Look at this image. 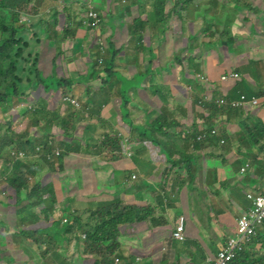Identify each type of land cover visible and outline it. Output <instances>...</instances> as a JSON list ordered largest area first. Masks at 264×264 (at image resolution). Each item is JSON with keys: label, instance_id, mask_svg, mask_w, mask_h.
Listing matches in <instances>:
<instances>
[{"label": "crops", "instance_id": "0c3cea01", "mask_svg": "<svg viewBox=\"0 0 264 264\" xmlns=\"http://www.w3.org/2000/svg\"><path fill=\"white\" fill-rule=\"evenodd\" d=\"M105 1L108 4H112L113 2L118 8H129L128 10L130 11L137 10L138 18L141 17L143 21L149 22L150 14H148L147 12H150L151 10V0ZM166 2H168L164 14L166 20L168 19L169 12H174L173 15L181 19L179 17L180 11L176 10L175 8L176 1L164 0V3ZM181 2L183 4H188L187 16L185 13L183 14L186 19L180 20L183 23V28L189 29L190 27H194L197 25V22H199L198 25L203 26V22L210 19L208 18V15H210L214 18V22L212 23V25L214 24V40H210L207 36H205L203 39H205L207 42H213L218 46V50H215L214 52H207L209 53V57L211 56V54H213V63L209 67L208 71L210 72L211 70H213L215 74L213 79L214 91L204 92L197 88L192 82L190 87L185 90L184 98L189 99L190 96H198L201 99H208L211 98L213 94L217 93L218 97H224L227 99L238 98L241 94H245L247 96H257L262 99V104L257 109L248 108L245 110H238L240 114L236 117H231L230 121L225 126V132L230 142V144H227V146L231 147V153L228 157V160L230 162L229 167L232 168L233 171H235L236 173V177L233 178L234 181L236 179H241L243 181L242 177L240 178L239 171L236 172V168L241 169L243 164H248L252 166L248 173L249 181L248 183L246 182V186L244 188L246 194V191L254 183L262 182L264 178L263 169L257 166L259 163L264 166V153L261 154L252 143L246 144L249 145L248 147L241 146L240 143L241 137L245 134L244 121L247 116L257 117L260 120L264 121V0H182ZM70 3V0H66V10L71 7L70 5L74 6L73 3ZM193 6L198 15V18L194 17L195 13L194 11H192ZM170 7L172 9H169ZM204 12L206 13L204 17L200 16V14ZM117 14L121 15L122 13H119L118 11ZM193 17V21L189 20ZM112 18L113 14H109L106 19L107 25L110 26L109 33L100 35L106 42L105 50L106 54H108L106 59L112 60L113 71L115 72V75L113 77H116L115 81L119 82L118 85L115 81L111 84V79L113 77L111 79L103 77L99 82V80H97L95 77L89 78L87 77V74L84 75L83 71H80V65L82 63H85L87 61H96L94 59V56L92 55L97 51L95 40L89 38L87 34L82 33L80 30H76L77 34L81 35L83 38L80 45L76 46L75 44L70 42L69 39L65 40L60 35L59 38H54V49L50 51L52 54H54V61L56 66L58 67V71L62 72L65 76L70 77L72 81V94H70L69 96L79 100L82 103V106L86 105L87 103L93 104V106H91L92 108L89 114V118L87 117L88 119L85 123V126L82 127L83 132L81 135H84L85 127L89 124H92L94 132H90L89 137L94 138L95 142L98 144H100V142L104 140V136H101V134L106 131H114L115 133H117V131L122 130L124 133L129 132V136H133L134 138L140 132H146L147 130H149L150 126L154 125L150 124L163 111V105L167 104V102L162 101L161 96L159 99V97L153 93L155 86H146V91L142 94L138 92L139 88H143V83H147L151 79L155 81L161 80L162 77L159 76V72L150 71L151 76H149L148 68L147 72L142 74H136L133 78H128L123 75L121 71H119V67L128 61L126 59V53L127 47L129 46V41L126 40L121 42L120 37H118L116 40H112L110 38L113 29L116 28L115 25L111 22ZM219 21H221V23L217 24ZM215 23L218 25L219 29H216ZM142 25L143 23L139 27H142ZM149 29L152 38L155 40L150 50L151 56L156 55L158 52L168 54V58L172 61V69L175 67L179 68V66L189 68L190 61H192L194 58V60L200 58L202 49L200 53H196L194 55L185 53L183 49H180L178 47H175L173 49L171 46H169V32H167V36L159 39L155 34L158 32L152 30L151 26H149ZM55 30L58 32L60 31L59 27H57ZM160 32H165L164 27L163 30ZM228 32L230 34L229 36ZM23 33L25 34V38L21 36L20 42L22 43V48L26 49V54L28 57V60L24 63L37 64L38 60L40 59V51H42L45 46L51 47L46 41L48 36L43 31L41 32L38 30L35 31L34 35L32 34L30 27L27 31ZM186 33L187 32H185V34ZM187 34V39L191 40L190 34ZM224 37L225 40L223 39ZM158 40H160L159 44L156 43ZM225 41L226 44L223 45V42ZM140 46L141 44L136 47ZM58 50L60 51L59 55ZM221 50H225V52L227 53L226 55H223L222 60L217 57L218 52ZM86 51L89 53V57L84 56V53ZM120 51L122 52L116 55V53ZM195 51L197 52V50ZM180 53H182L181 59L178 60V58L180 57ZM41 60L44 61L43 66L48 67L50 59L47 57L46 54ZM167 63V60H165L163 67H161L163 71L167 70ZM223 72H235L240 75V78L234 81L222 82L220 80V76ZM118 74L120 75V77H118ZM185 76H187V73L185 74ZM28 77H25L23 86L25 84L26 78ZM136 77H143L140 85L135 86L132 84L131 86H129V82ZM42 81L43 83L39 84V88H42L43 85L50 84V82H53L52 86H54V84L58 81V78L53 80L51 79V77H44L42 78ZM158 85L166 86L162 84H156V86ZM111 86L112 90L110 91ZM106 88H108V95L101 96V92ZM166 88L168 87L166 86ZM92 89L95 91H99L95 93V91H93ZM130 92H134L133 97L129 95ZM167 92H169L172 97L169 107L174 112V118L177 122L175 124L180 126V128H184L183 119L189 121V117H191V119L194 120L192 122L193 124L189 122L190 124H187V127H194L195 124L198 122V114L201 111L199 110L200 106L195 105V114L194 116H191V114H189L188 107L186 105L183 106L182 102L179 100L178 95L175 92L174 84L173 82H171V80L169 83V91ZM22 99L24 100V97ZM159 100H161L162 105L158 104ZM16 101L17 99L14 98L12 100V103ZM132 102L134 103L131 104ZM124 108L127 110V114L123 116L121 115V110ZM163 112L169 116L170 120V114L165 111ZM19 116L20 117L14 122L15 124L18 123L17 129L13 132L15 135L19 133L22 123H31L28 116L24 114H19ZM138 116L143 117V120H141L138 124H135V121L137 120ZM103 120L104 123L102 122ZM169 120V123H173ZM0 121H8V117L4 115V110L2 109H0ZM197 126H199V124ZM180 128L178 130H180ZM144 142L152 143L150 140H145ZM144 142L134 144L130 148L122 147V150L120 152L125 155V159L117 158L115 156V158L117 159H114L111 163L103 161L94 155L80 156L77 153H70L71 155L67 157L64 166L70 169V164L68 163H70V161L72 160L75 164L73 168H71L69 177L61 179L59 181L66 182L71 176L75 175V179L71 184L73 194L71 197H69L71 203L75 205V209L77 210L79 205H81L82 200L92 199L94 201H98L103 199V197L99 196V192L103 193V196L107 197L105 198L108 199L106 201H109L111 199L110 196L112 194H117L116 199H120L121 187L125 180L132 183V187L136 191L143 190L145 188L144 184L147 187L149 181H151L152 184H155L156 182L158 183L159 177L162 176V170L160 169L159 164L161 163V165H164L166 155H162L160 149L155 146V144L152 143L146 146ZM141 144L145 145L146 150ZM8 149H5L3 156L0 157V169L2 170L5 169L4 161L8 160L9 158ZM125 150H130L132 154L137 157V163H143L144 173L142 172L140 177L136 178V180L138 181H130L126 175L127 169L130 167L131 163L126 157V154L124 152ZM1 154L2 147L0 146V156ZM151 154H154L157 157H164V160H161L160 163H158V161L152 158ZM90 158H93V160H91ZM206 163L208 166H206ZM26 165H28V162L26 163ZM28 167L31 172V174H29L30 178L32 174L39 172L42 169H46L47 173L57 172L59 176H66V174H64V169L61 170L62 175H60L59 171L54 170L53 165L49 167L48 165L41 164L37 168L28 165ZM212 168H217L218 171L222 170L223 172L225 170V168H223L220 162L214 161L211 163L204 157L202 159L201 164L197 162V164L195 165L194 173L197 174L196 176L198 177L201 171L204 170L207 172V170H212ZM30 180L28 179L29 184L33 185V183H36L41 180V177L35 182H31ZM205 186L206 184H204V187ZM9 187L10 186L7 183L0 184V188L5 191V193L8 195V198L11 195ZM208 191L209 189L205 187L203 203L198 206L197 214H195L194 207L189 200L187 201L186 205L183 206L181 205L180 201L174 202L176 206H180L181 208L179 215L185 217V231L187 232L188 230L187 222L189 220L192 221L194 224H198L199 229L201 231V241L199 239L195 240L189 237L186 238L185 243L176 241L178 247H181V250L175 252L170 247H168V245L167 247H165L166 244L163 243L164 240H162L161 237L158 236L156 233L153 234V232H147L137 236L121 237L120 242L121 244L123 243L121 249H123V252L125 253L123 254L124 258L122 260V263L180 264V257L178 255L179 253H182L185 259H189L191 256H195V258H193V264H198L196 263V261H204L208 255L216 254L217 250L220 249L223 242H225L226 238L234 234L237 221L240 215L248 207L241 209L240 213L236 215L238 218L237 221L230 228L231 231L228 232L225 235V238L223 239V230L219 227L216 222L214 223L213 221H211L210 217H206L205 215L206 211L204 210V205H206L205 202L207 201L206 195ZM224 192L225 190H222L221 193ZM211 193L217 194L218 190L213 191ZM26 202V200H22L19 203V208L24 209ZM152 202L153 201H149L148 204ZM98 203H101V201L93 202L90 204L94 205ZM235 204H238V202L235 201ZM10 209H13L11 211H14V215L17 220L16 224L8 220L7 229L0 233V264H33V259L26 262L22 260V258L18 255V252H21V254L24 253L14 248L15 241L11 239V233L21 232L24 234V231L19 230V227L23 229L28 222H25L24 224L20 225L19 219L16 215V210L18 208H16V206L13 204ZM61 211L62 210H60V208H57L58 215H60ZM70 211H73V208L70 206H68V208H65L64 210V212L66 213H70ZM8 212L9 211H7L6 214H8ZM64 216L67 215H63V217ZM209 222L210 224L206 225ZM5 226L6 225L0 221V229L4 228ZM209 229L212 230V234H208L207 230ZM157 230H161V228H158ZM7 240L13 243L11 245L15 249V253H12L10 256L2 254V250H4L3 245ZM79 242L80 241L75 240V252L78 251ZM24 243L28 245L27 240ZM80 243L83 245V242ZM136 247L138 252L134 256L129 255V258L127 254L131 250L136 249ZM254 247L255 246L253 245L251 248H249L253 253V257L256 253L254 251ZM262 251H264V247H262ZM67 260L70 264L82 263L80 259V254H76L73 258H67ZM49 262L50 264H55V262L53 261Z\"/></svg>", "mask_w": 264, "mask_h": 264}, {"label": "rangeland", "instance_id": "374dc122", "mask_svg": "<svg viewBox=\"0 0 264 264\" xmlns=\"http://www.w3.org/2000/svg\"><path fill=\"white\" fill-rule=\"evenodd\" d=\"M71 3L74 4L70 5L71 7L66 10L65 8V2L66 0H33L34 4V9L38 12V14L31 15V17L26 16L24 13H21L19 16V19L21 21H28V24L30 22H35L40 16H43L47 12V6L50 4L49 10H51L53 7L55 10H57V15L55 18V27H59V34L65 39H69L70 42L75 44L76 46L81 44L82 41V36L78 35L76 30H80L82 33L87 34L89 38H92L95 40V44L97 46V51L92 55L94 56V59L96 61H87L85 63H82L80 65V71H83L84 75L90 74L88 77L89 78H94L96 75H101V77H96L99 82L103 77H106L102 71L105 69L106 64L105 61L107 60V55L105 46L106 42L103 40V37L101 35H104L106 33H109L110 31V26L107 25V16L109 14H113V18L111 19V22L115 25L116 28L113 29V32L110 36L112 40H116L118 37L121 38L122 41H129V46L127 47V53H126V59L128 60L125 64L121 65L119 67V71L122 72L123 75H125L128 78H133L136 74H142L147 72V69L149 68L148 75L151 76V72H159V76L162 77L161 80L155 81V80H150L147 83H143V88H139L138 92L142 94L145 92L146 86H156V84H162L166 85L169 88V83L170 80L174 84L175 92L178 95L179 100L182 102V105H186L188 107L189 114L191 116L195 114V105L192 104V96L189 97V99L184 98V92L186 89L190 87L192 82L194 85L199 88L200 90L204 92H212V88L214 86V83H206V82H201L199 80V76H206L208 79H214V71L211 70L210 72L208 71L209 67L213 63V54L209 57L208 51L214 52L215 50H218L217 44L213 42H207L205 39H203L205 36L202 35H195L193 41L188 40L187 36L189 33V29L183 28V23L180 20L186 19L184 17V13L187 16V7L188 4H183L181 1L182 0H173L176 1L175 8L176 10H179L180 15L179 19L177 16L173 15L174 12H169L168 19L166 20V23L164 26L161 25V29L159 28H154L152 30L158 32L155 33L156 36L161 39L165 36H167V32H169V46H171L173 49L175 47H178L180 49H183L185 53L189 54H196L197 48L200 50L202 49V53L200 55V58L196 59L194 61V64L191 63L190 61V67H182L179 66L175 67L172 69V61L169 59V55L165 53L158 52L156 55L151 56L150 50L152 45L154 44L155 40L152 38L149 26L152 24L147 25V21H143L141 17L138 18V13L137 10L135 11H130L128 9H125L124 7H116L115 4L112 2V4H108L105 0H70ZM70 3V4H71ZM167 3H164V10L166 11V6ZM68 7V5H67ZM83 7V9L87 12L92 11L95 15L100 17V24L95 27L93 30L91 29H86L82 27L74 28L73 24L70 23V18L75 17V13L79 11V8ZM66 10V11H62ZM169 9H172L171 7ZM122 13L121 15H118L117 13ZM192 11H194V17L198 18V15L195 11L194 6L192 7ZM155 12V11H154ZM148 14H152L151 12H147ZM165 14V12H164ZM206 13H201L200 16L204 17ZM194 17L189 20H194ZM49 18V17H48ZM208 20L204 21L203 27L207 28L208 30L205 32V34L208 33L209 39L214 40L213 37H210L212 33L214 32L213 27H210V25L214 22V18L208 15ZM145 19V17H144ZM143 23L142 27H138L137 24ZM197 22L196 24H198ZM221 21H219L217 24H220ZM215 23L216 29H219L218 25ZM165 32H160L163 30ZM196 27V26H195ZM39 28V27H38ZM32 34L35 35L36 29L32 28ZM94 33H93V32ZM3 32V31H1ZM185 32H187L185 34ZM101 34V35H100ZM229 34V32H228ZM23 36L25 38L24 33H19L17 37ZM29 36V35H28ZM98 38V39H97ZM225 40V37L223 38ZM110 41V40H109ZM203 41V42H202ZM157 44L160 43V40L156 42ZM139 44H141L140 47H136ZM226 44V41L223 42V45ZM36 47V46H34ZM205 52H204V51ZM88 51V50H87ZM84 53L85 57H89L88 52ZM31 52V51H30ZM122 51L116 53L118 55ZM32 53V52H31ZM112 54V53H111ZM227 53L225 50H221L218 52L217 57L222 60L223 55H226ZM132 55V57H131ZM180 57L178 60L181 59L182 53L179 54ZM48 58L49 55H47ZM40 58L38 60V63H32V64H25L28 60L27 54H26V49L22 48V43L19 42L16 45V64L18 67V73L17 76L20 78H17V87L18 90H21L23 87V82L25 80V77H32L36 71L37 68L40 67H45L43 66L44 61L41 60ZM165 60H167V70L163 71L161 67H163ZM113 67V64H112ZM187 73V76L185 74ZM22 78V79H21ZM116 77H113L111 80V84L115 81ZM116 84L118 85L119 82L115 81ZM93 90V89H92ZM112 90V86L110 87V91ZM95 91V90H93ZM99 90L95 91L98 92ZM181 92V93H180ZM155 95H157L160 99V95L157 92H153ZM108 95V88L104 89L101 92V96H107ZM129 95L133 97L134 92H130ZM141 99V96H140ZM163 102H167V98H162ZM158 102V101H157ZM160 102V103H159ZM158 104H161V100H159ZM132 102L131 104H133ZM180 103V102H179ZM0 109L4 110V115L8 117V120L10 118V123L12 121H15L16 116L19 118V114H24V111L19 109L17 105L12 104L11 100H8L6 102L0 103ZM162 105V104H161ZM185 108V107H184ZM187 110V109H186ZM199 110H201L199 108ZM88 113V118H89ZM127 110L124 108L121 110V115H126ZM162 116L164 117L165 120H169V116L164 113L163 111L161 114L158 115V117L150 124L156 125L158 118ZM87 118V119H88ZM141 120H143V117L138 116L137 120L135 121V124H138ZM200 120L198 116V121ZM104 121V120H103ZM102 121V122H103ZM194 120L189 117L188 124H193ZM1 122V121H0ZM90 122V121H89ZM190 122V123H189ZM106 123V122H105ZM165 124V123H164ZM163 124V125H164ZM45 122L40 121L36 123L35 125H32L30 123L25 124L22 123L21 129L18 134H16L13 139L14 140H20V141H25L28 140L30 142L35 143V151L36 153L32 156L29 157L28 165L32 167H39V165L43 164L42 162H38L40 158H42L43 153L45 152V149L47 146L53 145L54 148L58 146V141L59 137H53L45 131H43ZM46 126V125H45ZM180 126L176 128L177 132H181V137L183 139L186 138L187 133H189V129H181L178 130ZM163 130V128H160ZM149 130L153 134H157L156 129L153 126H150ZM159 131V130H158ZM0 132H1V124H0ZM13 132V130L11 131ZM83 132L82 128L77 127L76 130L74 131L75 135H81ZM160 132V131H159ZM143 132H140L136 137L137 139ZM106 134L114 135L116 134L114 131H106L101 134V136H104ZM48 135V136H47ZM120 135V134H118ZM9 136V135H7ZM145 140L149 139H143L142 142ZM46 141V143H45ZM151 141V140H150ZM152 142V141H151ZM2 141L0 140V146H1ZM78 143L83 145L84 143L78 140ZM146 146L148 144H152L150 142H144ZM144 149L146 150V147L144 144H141ZM113 145L106 144V149H103L102 155H96L93 153L90 154H79L80 156L84 155H94L97 156V158H100L103 161L111 163L114 159L112 156H116L117 158H122L125 159V155L120 152V150H115L112 149ZM157 146L159 149L160 147ZM241 146H246L248 147L249 145L243 144L241 142ZM251 148V147H250ZM112 150V152H111ZM258 150V149H257ZM114 151V152H113ZM161 151V150H160ZM14 152V151H13ZM23 152V151H22ZM21 152V153H22ZM126 154L127 159L130 161V167L127 169V177L130 181H138L136 180L137 177H140L141 173H144L143 169V163L138 162L137 157L132 154V152L129 150L124 151ZM161 154L163 155V152L161 151ZM71 154H68L66 157H64L62 166H59L57 162L53 163L54 170L59 171L60 175H62V169H64V174L66 176H59L57 172H51L47 173L46 169H42L39 172H36L31 175V178L29 180L31 182H35L36 180H39L41 177L42 184H49L53 186V199H50L49 203L54 202L55 204V209L50 210L46 204H43L39 207L36 208H31L30 215L32 216V220L28 222L25 227L22 229L19 227V230H23V233H11V239L14 242V248L22 251L24 254H21V252H18V255L22 258V260L30 261L34 260V262H37V264H50L49 260L48 262L46 259L43 257L46 252L44 251L45 249L47 250L46 244L43 243V241H46V238H50L52 242V247L48 249V251L53 250L57 245L61 248L60 250H57V255L61 256L63 259L67 258H73L76 254H80V259L83 255L87 256L86 263L87 264H94L93 262L97 261L98 257L92 256V255H87L84 254L83 249H84V244L82 245L80 242L86 238V233H82L81 227L76 228L75 234H71L70 232L65 231L66 227L71 221V218L68 216H64V210L65 208H68V202L67 200L70 201L69 197L72 196L73 191L71 188V184L75 179V175L71 176L66 182H61L59 180L65 179L69 177L71 168L74 166V161H70V169L66 168L64 166L67 157H69ZM152 158L158 161L160 163L161 160H164V157H157L154 154H151ZM23 157V153L19 158ZM115 158V159H117ZM93 160V158H90ZM169 164L167 162V159L164 162V165L161 163L159 164L160 169L162 170V176L159 177V182L152 184L151 181L148 182L147 187L144 184L145 188L141 191H136L132 187V183L128 182L125 180L122 184L121 187V196L120 199L117 198V194H112L110 196V200L106 201L108 199H105L107 197L103 196V193L99 192V196L103 197V199L98 200L101 201V203H106L109 202V204L116 202V200H121L123 202H127L130 205H135V206H140V207H145L149 201L153 202H158L160 200L159 198H162L163 202V209H159V212L156 213V215L152 218L154 219V223L157 225L158 222L159 226H156L157 228H160L162 224H166L165 221V214L168 212V216L170 217V227L171 229H162V230H157L155 229L153 231V234L156 233L158 236L161 237L162 240H164V244H166L165 247H170L173 251H178L181 250V247H178V244L172 237V232L174 230L176 220L179 216V213L181 211L180 206H176L174 204L175 201H180L183 199V194L184 192L179 191V186L177 185L176 177L178 176V173H182L178 167L173 166L175 160H168ZM245 165V164H243ZM173 166V167H172ZM65 167V168H64ZM218 170V169H217ZM22 171L26 173L25 168H22ZM240 171V170H239ZM206 172V171H205ZM237 172V168H236ZM11 173V169H7V174ZM135 176H134V175ZM28 175V174H27ZM227 173L223 172L222 170L218 171V175L214 173L212 170H207L206 174L204 175L205 179L204 182L206 184V188L209 189L207 192V201L205 202V215L206 217H210L211 221L214 223L216 222L219 227L223 230L222 238H225V235L231 231V227L235 224L237 221V214L240 213L241 209H244L246 207H249V201L245 196V186L246 182L248 183L249 181V176L248 173H244L243 175L240 176L242 177L243 181L240 180H235L234 179H229L230 182V187H222L221 181L227 179L226 177ZM118 178V176H117ZM55 181V182H54ZM234 181V182H233ZM29 184V181H28ZM9 185V184H8ZM30 185V184H29ZM10 186V185H9ZM218 193H211L213 191H217ZM222 190H225L224 193H221ZM9 191L11 192L12 195V188L9 187ZM153 192V193H151ZM10 195V196H11ZM10 197L8 198V195L5 193L4 190L0 188V221L3 222L6 226L4 228L0 229V233L3 232L4 230L7 229L8 226V220L14 224H16V217L14 215V211H11L13 209H10V205L14 203L13 201L9 200ZM72 199V198H71ZM7 200L9 201L7 203ZM189 200V199H188ZM94 201L92 199L88 200H82L81 205L77 208V211L74 212L75 216H78L82 219L84 223V230L90 229V225L92 224L89 221L90 217V210L98 208H105L101 203L91 205L90 203L93 202H98ZM235 201L238 202V204H235ZM20 207V204L18 205ZM194 207V212L197 214L198 212V206ZM57 208H60L61 213L58 215ZM107 208V207H106ZM8 214H6V212ZM92 214V218L96 221H98V218H96V214ZM6 218H4V217ZM61 216V219H58ZM61 220V227L59 225H54L55 221ZM210 224L207 223L206 225ZM187 227L188 230L186 232V238H191V239H199L201 241V236H200V229L198 224H194L192 221L187 222ZM27 231H33L34 232V237L33 238H28V235L26 234ZM40 231H44L47 233H42L39 234ZM208 234H212V230L209 229L207 230ZM206 231V232H207ZM81 232V233H80ZM143 233L147 232H142L138 235H141ZM137 236V235H136ZM78 237L81 240H78ZM160 239V240H161ZM27 240L28 245H26L24 242ZM75 240L80 241L78 244V251L75 252ZM9 240H7L3 247L4 250H2V254L5 255H11L12 253H15V249L11 245ZM261 245V246H260ZM123 246V243L121 244V248ZM262 247H264V242H259L257 246L254 247L255 256H254V262L255 264H261L264 261V251H262ZM138 252L137 247L134 250H131L128 254L130 256L136 255ZM53 255V253H51ZM182 253H179L180 257V264H185V258ZM129 256V258H130ZM195 256H191L188 260H186L187 264H193ZM122 258L120 259L118 264H123L122 263ZM82 261V259H81ZM83 263V262H82ZM117 264V263H115Z\"/></svg>", "mask_w": 264, "mask_h": 264}, {"label": "trees", "instance_id": "16d2710c", "mask_svg": "<svg viewBox=\"0 0 264 264\" xmlns=\"http://www.w3.org/2000/svg\"><path fill=\"white\" fill-rule=\"evenodd\" d=\"M151 1L152 5L150 12L152 14L147 24H152L151 29L156 27L161 29V25L164 26L166 23L164 0ZM33 7V0H0V103L13 97L18 100L24 97L20 109L24 111V115L28 116L31 121L30 124L35 125L40 121H44L46 126L44 125L43 131L53 137L60 138L57 146V149L60 150V154L55 156L53 154L54 146H47L42 158H40L38 162H42L49 167L55 162H57L59 166H62L64 157L70 153H93L99 156L102 155L103 149H106V144L113 145L112 149L121 151L122 147L130 148L134 144L143 143L142 140L145 138L151 140L153 144L160 147V150L166 155L168 164V160H175L173 166L178 167V169L182 171V173H178L176 177L179 191L184 192L183 199L180 200L182 206L186 205L188 199L195 207L203 203L205 171H201L200 175L197 177L194 170L197 162L201 164L204 157L211 163L214 161L221 163L223 168H225L224 172L227 173V179L221 181V185L222 187H230V183L232 182H230L229 179L236 177L235 171L229 167L230 162L228 157L231 153V147H228L227 144L221 145L220 138L226 137L228 144H230L225 132V126L230 121L231 117H236L240 113L236 108L219 107L218 104L215 103L216 97L214 96L207 101L204 99L195 100V103L201 102L202 106L198 114L200 118L198 124L202 125L208 131L218 126L221 128L219 131L220 136L218 137L211 136L206 141H197L198 124H196V130L187 133L186 138L183 139L181 137V132L176 131L178 125L175 124L177 122L174 118V112L169 107L172 100L171 94L167 92L169 88L158 85L155 86L154 91L159 93L161 98L169 99V102L167 101V104L163 105V111L170 114L171 119L169 121L173 123H169L164 117L160 116L156 125H153L157 134H153L151 131L147 130L137 139L133 136L130 137L129 132L124 133L122 130H119L114 135H104V140L98 144L95 142L94 138L89 137V133L94 132L92 124L85 127L84 135H75L74 133L77 127L82 128L85 126L87 121L86 114L91 112V106H93V104L87 103L79 110H75L72 105L63 102L66 98L71 97L69 95L72 94V81L70 77L58 71V67L54 61V54L50 52L54 47L44 45L45 47L40 51L39 55L40 58H43L45 54L49 55L50 60L48 67L37 68L33 77L26 78L22 90L19 91L17 87V78L20 77L17 76L16 45L20 42L21 36L17 37V35L27 31L29 27H32L36 29V31H43L50 40H54V38L57 39L60 36L59 32L55 30L56 24L54 23L58 12L54 7L49 10L51 7L50 4L47 6V12L35 20V22H30V24H28V21L24 22L19 19L21 13L29 17H31L29 13L33 15L38 14ZM62 11L65 10L62 9ZM31 19L33 18L31 17ZM81 21L82 18L78 11L75 13V17L70 18V23L73 24L74 28L80 27ZM141 24L142 23H139L137 26L139 27ZM213 26L214 24L210 25V27ZM207 30V28L198 24L196 27H190L189 34L191 40L193 41L195 35L203 34L209 37L208 33L205 34ZM229 35L230 34H228V36ZM213 36L212 33L210 37ZM200 52L201 50L197 48L196 53L198 54ZM59 54L60 51L58 50V55ZM194 59L191 61L192 64H194ZM105 64L106 67L102 73L106 75V78L111 79L115 75L112 67V60H106ZM229 73L231 72H223L221 76L228 75ZM89 75L90 74H87V77ZM44 77H51L53 80L58 78V81L54 86H52L53 82H50V84L43 85L42 88H39V84L43 83L42 78ZM96 77H101V75H96ZM118 77H120L119 74ZM142 79L143 77L134 78L129 82V86L132 84L139 86ZM259 106H257L256 109ZM17 119L18 117L16 116L15 121ZM15 121L11 123L10 121L0 122V133L2 135L0 139L2 141V154L0 157L3 156L5 149L8 148L16 154L23 151V157L20 159L21 161L12 158H8V160L4 161L5 169H0V184L7 183L12 188V195L9 200L14 203L10 206L14 204L16 208H18L16 210V215L19 219V224L22 225L33 219L30 215V208L33 207L34 209L46 204L48 208L52 210L55 209V204H53L54 202L49 203L50 199H53V186L42 184V180L33 183V185L28 184V179L30 178L29 174H31V172L26 163L29 161V157L36 153L35 143L28 140L20 141L13 139L15 136L13 132L18 126V123H14ZM183 121V126L185 130H187L188 121L186 119H183ZM160 128H163V130ZM12 130L13 132H11ZM244 130L245 134L241 137L240 143H252L256 149L263 154L264 121L257 117L247 116L244 121ZM78 140L84 144H79ZM9 149L8 153L10 152ZM111 159H115V156H112ZM206 166H208L207 163ZM257 166L263 169L261 163ZM9 167L11 168V173L7 174V169H9ZM22 168H25L26 173L22 171ZM212 170L218 175L217 168H212ZM239 170L240 169L237 168V171ZM159 199L158 202L149 203L145 207L130 205L121 200H116V202L111 204H109V202L101 203L105 208H98L95 212V209L90 210L89 221L92 224L88 230H84L85 225L80 217L75 216L72 212H64L65 215L71 218L65 231L73 235L76 232V228L81 227V232L86 233V238L82 240L84 244V254L100 258L93 262L94 264H115V260L123 259V254H125L123 249H121V237L136 236L142 232H153L155 229H158L156 226H159L160 222L156 225L154 223L155 220L152 218L159 212V209H163L162 198L160 197ZM22 200L27 201L24 209L18 207V204ZM67 202L69 204L68 206L72 207L76 212L75 205L69 200H67ZM93 212L96 214L98 221L92 218ZM165 215L166 224H162L160 227L161 230L171 229L169 226L171 219L167 214ZM58 219H61V216ZM56 224L61 227V220L55 221L54 225ZM42 233H47V231L39 232V234ZM26 234L28 238L34 237L33 231H27ZM78 240L81 239L78 237ZM43 243L46 244L47 247V250H44L46 254L43 256L47 262L52 260L55 264H70L67 259H63L61 256L57 255L55 249L61 251L58 245L53 250L48 251V249L52 247L50 238H46V241H43ZM51 253H53V255ZM216 254L208 255L207 257H212ZM127 256H129V254H127ZM253 258L251 250L246 248L234 264H255ZM81 259L83 262L81 264H87V256L83 255ZM186 260L188 259H185V263ZM202 262L203 261H196L198 264ZM33 264H37V262L33 261ZM261 264H264V261Z\"/></svg>", "mask_w": 264, "mask_h": 264}, {"label": "built area", "instance_id": "2783aa9c", "mask_svg": "<svg viewBox=\"0 0 264 264\" xmlns=\"http://www.w3.org/2000/svg\"><path fill=\"white\" fill-rule=\"evenodd\" d=\"M100 22V18L95 15L92 11L84 12V21L83 25L88 27L97 26ZM230 75H224L222 77L223 81L231 79ZM205 77L202 76L201 79ZM206 79V78H205ZM259 102L258 99L254 98L251 103L253 105ZM248 103L247 97L242 95L237 102L233 103V106H244ZM215 134V131H212ZM206 134L200 135L199 140L204 139ZM224 142V140H222ZM58 154V151L55 152ZM21 152L17 153V156L20 157ZM248 171V167H243L241 173L244 174ZM247 198L251 200V207L248 211L244 212L237 224V231L234 237H229L221 250L212 257H208L204 264H233L236 259V254L238 251H241L244 246L249 243L253 236L257 235L258 228L264 224V186L253 189H250L247 193ZM185 217H181L176 230L173 233V236L178 241H184L185 235Z\"/></svg>", "mask_w": 264, "mask_h": 264}, {"label": "clouds", "instance_id": "9594fccd", "mask_svg": "<svg viewBox=\"0 0 264 264\" xmlns=\"http://www.w3.org/2000/svg\"><path fill=\"white\" fill-rule=\"evenodd\" d=\"M84 12H85V10L83 9V7H80L79 8V11H78V13H80V15H81V18H82V21H81V26L80 27H82V28H86L84 25H83V21H84ZM99 17V16H98ZM100 18V17H99ZM101 22H99V24H100ZM98 24V25H99ZM97 25V26H98ZM97 26H94V27H88V28H86V29H91V30H93L95 27H97ZM46 41L49 43V45L51 46V47H53V44H54V41L55 40H50L49 38H47L46 39ZM231 74V79H229V80H227V81H223L222 80V77L224 76H220V80L222 81V82H229V81H234V80H237V79H239L240 78V75L239 74H237V73H235V72H231V73H229L228 75H230ZM201 77L202 76H199L198 78H199V80L201 81V82H206V83H212L213 82V80L212 79H208V77H206V76H204L205 78L204 79H201ZM19 91H21V90H19ZM214 91V89L212 88V92ZM242 95H245V94H241L238 98H235V99H227V98H224V97H218V94L217 93H215V94H213V96L214 97H216V100H215V103H217L218 104V106L219 107H232V108H236V109H238V110H245V109H248V108H250V109H255L257 106H259V105H261L262 104V99L260 98V97H257V96H247V95H245L246 97H247V101H248V103L246 104V105H244V106H233V103L234 102H237L239 99H240V97L242 96ZM212 96V97H213ZM211 97V98H212ZM15 97H13V99H14ZM211 98H208V99H204V100H210ZM254 98H256V99H258L259 100V102L257 103V104H255V105H253L252 103H251V101L254 99ZM13 99H9V100H13ZM17 99V98H16ZM198 99H201L200 97H198V96H192V104H194V105H199L200 106V109H201V102H198L197 104L195 103V100H198ZM6 101H8V100H5L4 102H6ZM63 102H66V103H68V104H70V105H72L74 108H75V110H79L81 107H82V103L79 101V100H77V99H75V98H73V97H69V98H66ZM22 103H23V99H20V100H18L17 99V101L16 102H13L12 104H15V105H17L18 106V108L20 109V107H21V105H22ZM86 117H88V114H86ZM9 121V120H8ZM199 122H197L196 124H198ZM196 124H195V126L193 127H188V129H189V133L191 132V131H194V130H196ZM181 129H185V128H181ZM220 129L221 128H219L218 126H215L214 128H211V130L210 131H208L207 129H205L202 125H200L199 124V126H198V130H197V132H198V136H197V141H199V142H203V141H206L209 137H211V136H214V137H218V136H220L219 135V131H220ZM212 131H215V134H213L212 133ZM203 134H206V136H205V138L204 139H202V140H199L198 139V137L200 136V135H203ZM1 133H0V139H1ZM222 140H224V142L222 141ZM220 144L221 145H226V144H228V141H227V139H226V137H224V138H220ZM10 150V149H9ZM56 151H58V154L57 155H59L60 154V150L59 149H57V147H55V148H53V154L55 155V156H57L56 154H55V152ZM10 155H9V158L11 159H17V160H20V159H22V158H19L18 156H17V154L15 153V152H13L12 150H10ZM23 153V152H22ZM21 161V160H20ZM243 167H248V171L246 172V173H249V171H250V169H251V165H243L242 167H241V169H240V171H239V175L241 176V175H243L242 173H241V170H242V168ZM9 169H11L10 167H9ZM263 171H264V166H263ZM264 186V178H263V181L262 182H256V183H254L247 191H246V194H245V196H246V198H247V193L249 192V190L250 189H253L254 187H256V188H259V187H263ZM248 199V198H247ZM248 201H249V203H250V206L244 211V212H246V211H248L249 209H250V207H251V200H249L248 199ZM70 212H72V213H74L75 212V210L73 209V211H70ZM243 212V213H244ZM242 213V214H243ZM241 214V215H242ZM241 215H240V217H241ZM182 216H178V218H177V220H176V225H175V228H174V230H173V232H172V237H173V239L175 240V241H178V240H176L175 238H174V236H173V233H174V231L176 230V227H177V225H178V222H179V220H180V218H181ZM184 217V216H183ZM240 217H239V219H240ZM239 219H238V221H239ZM238 221H237V224H238ZM185 223V222H184ZM236 231H237V225H236V229H235V232H234V235H232V236H230V237H234L235 235H236ZM186 234V231H184V235ZM229 237H227L226 238V240L228 239ZM226 240H225V242H226ZM178 242H181V243H185L186 242V236H185V239H184V241H178ZM225 242H223V244H222V246L220 247V249L218 250V252L221 250V248L224 246V244H225ZM259 242H264V224L260 227V228H258V232H257V235L256 236H253L252 238H251V240L249 241V243H247L245 246H244V248L241 250V251H238L237 252V254H236V259H235V261L237 260V258L240 256V254L241 253H243L244 251H245V249L246 248H251L253 245L254 246H256V245H258V243ZM207 258L208 257H206L205 258V260L202 262V264H204L205 263V261L207 260ZM119 259H116L115 260V263H119ZM234 261V262H235ZM234 262H233V264H234Z\"/></svg>", "mask_w": 264, "mask_h": 264}]
</instances>
